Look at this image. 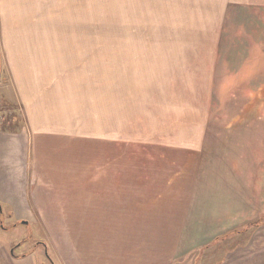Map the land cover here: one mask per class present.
Returning a JSON list of instances; mask_svg holds the SVG:
<instances>
[{
  "label": "rangeland",
  "instance_id": "rangeland-1",
  "mask_svg": "<svg viewBox=\"0 0 264 264\" xmlns=\"http://www.w3.org/2000/svg\"><path fill=\"white\" fill-rule=\"evenodd\" d=\"M248 2L0 0V130L18 134L27 124L32 133L10 65L3 63L5 51L24 50L17 42L41 57L30 65L44 78L57 60L62 72L66 68L62 74L73 75L59 97L74 101L79 115L72 131L82 141L75 164L82 173L75 182L87 183L95 169L88 141L103 147L105 137L113 138V153L93 155H137L132 175L156 167L153 155H264V110L249 112ZM25 90L33 104L36 94ZM67 164H59L60 179L72 182ZM44 179L36 176L29 190L37 198L31 202L37 222L17 220L0 201V242L33 251L40 264H92L91 229L79 216L87 199L79 208L76 200L64 203L62 193L38 187L45 189ZM172 264H264V218Z\"/></svg>",
  "mask_w": 264,
  "mask_h": 264
},
{
  "label": "crops",
  "instance_id": "crops-1",
  "mask_svg": "<svg viewBox=\"0 0 264 264\" xmlns=\"http://www.w3.org/2000/svg\"><path fill=\"white\" fill-rule=\"evenodd\" d=\"M245 7H249L244 18L248 19L250 51L254 52L248 56L249 112L255 113L264 110V0H249ZM15 43L24 50L5 51L3 63L10 65L32 133L27 124L18 134L0 130V201L17 220L37 222L31 206L36 196L29 190L38 175H45L48 182L45 189L38 187L62 193L64 203L76 200L79 208L87 199L86 209L78 212L91 229L92 264H172L263 220L264 155H153L159 160L156 167L136 168L132 175L130 168L140 165L134 162L137 155H93L105 150L113 153V138L105 137L103 147L88 141L87 146L95 148L87 155L91 163L94 157L95 169L91 168L87 183L75 182L82 173L77 168L82 141L72 131L80 126L74 123L79 115H74V101L59 97L60 87L67 85L65 79L72 81L73 75L62 74L66 68L62 72L57 60L52 70H42L50 75L44 78L30 65L41 57L29 54V46ZM27 86L36 94L33 104L27 92L22 94ZM49 88L53 93L48 94ZM48 95L52 96L51 107ZM62 161L73 171L68 173L72 182L60 179ZM81 191L86 192L83 197ZM12 247L13 243L0 242V264H40L33 251L17 252Z\"/></svg>",
  "mask_w": 264,
  "mask_h": 264
},
{
  "label": "water",
  "instance_id": "water-1",
  "mask_svg": "<svg viewBox=\"0 0 264 264\" xmlns=\"http://www.w3.org/2000/svg\"><path fill=\"white\" fill-rule=\"evenodd\" d=\"M1 69V68H0ZM0 209H1V205H0Z\"/></svg>",
  "mask_w": 264,
  "mask_h": 264
},
{
  "label": "trees",
  "instance_id": "trees-1",
  "mask_svg": "<svg viewBox=\"0 0 264 264\" xmlns=\"http://www.w3.org/2000/svg\"><path fill=\"white\" fill-rule=\"evenodd\" d=\"M259 223V222H258Z\"/></svg>",
  "mask_w": 264,
  "mask_h": 264
}]
</instances>
